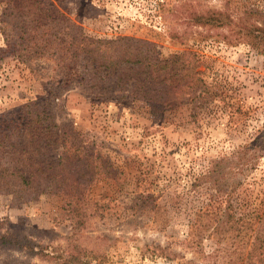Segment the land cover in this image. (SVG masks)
I'll list each match as a JSON object with an SVG mask.
<instances>
[{
	"label": "rangeland",
	"instance_id": "1",
	"mask_svg": "<svg viewBox=\"0 0 264 264\" xmlns=\"http://www.w3.org/2000/svg\"><path fill=\"white\" fill-rule=\"evenodd\" d=\"M49 1L83 35L148 41L161 57L180 56L182 84L193 68L202 83L195 97L183 86L179 107L154 118L146 104L102 100L74 82L61 92L60 122L95 142L119 174L118 181L101 179L90 193L105 205L103 215L74 235L59 197L20 203L0 195V233L29 236L55 254L77 245L87 264H214L205 257L216 247L213 238L204 239L199 254L183 241L194 212L220 200L264 198V45L255 46L246 31L261 24L264 0ZM211 13H221L222 21H193ZM34 53L27 61H0V117L45 96L42 76H51L54 65L36 61ZM242 150L246 164L230 178L229 168L237 170L233 153ZM216 165L213 179L200 178ZM0 264L53 263L0 247Z\"/></svg>",
	"mask_w": 264,
	"mask_h": 264
},
{
	"label": "trees",
	"instance_id": "2",
	"mask_svg": "<svg viewBox=\"0 0 264 264\" xmlns=\"http://www.w3.org/2000/svg\"><path fill=\"white\" fill-rule=\"evenodd\" d=\"M0 6V32L5 42L0 47V61L10 57L31 60L36 52V61L49 60L54 65L51 76H42L46 79L45 96L0 117V195L20 203L57 196L73 234H79L93 218L103 215L105 205L89 198L93 187L103 178L118 181L119 174L95 142L60 122L57 113L63 111L58 105L62 93L75 82L96 98L143 103L150 107L153 117H162L179 107L183 86L195 97L202 82L193 68L187 84H182L180 56L161 57L148 41L83 35L80 26L49 0H0ZM258 17L261 24H252L246 31L260 47L264 45V16ZM197 20L217 25L222 14L196 15L193 21ZM247 152L233 153L240 165L235 166L237 170L229 168L230 178L246 164ZM217 166L200 178L213 179ZM238 185L239 181L234 183V189ZM223 202L203 205L194 212L183 240L187 249L204 253V239L213 238L216 247L205 257L214 264L223 257H230L227 264H264V198ZM0 247L53 264L88 263L84 250L77 245L69 253L55 254L15 232L0 233Z\"/></svg>",
	"mask_w": 264,
	"mask_h": 264
}]
</instances>
